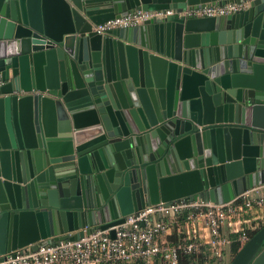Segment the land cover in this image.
Segmentation results:
<instances>
[{
  "label": "water",
  "instance_id": "1",
  "mask_svg": "<svg viewBox=\"0 0 264 264\" xmlns=\"http://www.w3.org/2000/svg\"><path fill=\"white\" fill-rule=\"evenodd\" d=\"M0 78V260L147 205L264 184V0H0ZM230 264H264V226Z\"/></svg>",
  "mask_w": 264,
  "mask_h": 264
},
{
  "label": "built area",
  "instance_id": "2",
  "mask_svg": "<svg viewBox=\"0 0 264 264\" xmlns=\"http://www.w3.org/2000/svg\"><path fill=\"white\" fill-rule=\"evenodd\" d=\"M246 7L241 2L136 10L94 29L107 34L150 19L226 16ZM185 211L188 214L181 222L178 217ZM263 218L264 184H261L223 203L180 199L147 205L126 215L121 223L96 228L78 240L39 243L37 249L32 245L20 248L14 255L6 254L0 264H118L135 260L153 264L158 257L165 264H180L181 254L203 256L201 264H219L234 241L231 236L244 245L250 239L248 230L255 229ZM171 229L182 234L176 243L168 239ZM111 230L115 231V237L111 236Z\"/></svg>",
  "mask_w": 264,
  "mask_h": 264
},
{
  "label": "trees",
  "instance_id": "3",
  "mask_svg": "<svg viewBox=\"0 0 264 264\" xmlns=\"http://www.w3.org/2000/svg\"><path fill=\"white\" fill-rule=\"evenodd\" d=\"M188 211L183 212L180 214L178 218H180L181 222L184 220V218L187 216ZM264 226V218L260 221V224L255 229H249V236L252 237L258 230H260ZM178 235L174 232V230L171 229V232L169 234V240L172 241V243H176L178 240ZM234 241L232 242L229 252L232 254V256H235L237 252L241 249L242 245L239 241H237L235 238L236 236H231ZM202 259H204L202 256L197 255H187V254H181L180 256V264H201Z\"/></svg>",
  "mask_w": 264,
  "mask_h": 264
},
{
  "label": "crops",
  "instance_id": "4",
  "mask_svg": "<svg viewBox=\"0 0 264 264\" xmlns=\"http://www.w3.org/2000/svg\"><path fill=\"white\" fill-rule=\"evenodd\" d=\"M251 216H252V214L251 213H249ZM176 233V232H175ZM179 237H178V240H179V238L182 236V234L181 235H179L178 233H176ZM169 237V236H168ZM169 239V238H168ZM177 240V241H178ZM230 248V247H229ZM229 248H227L228 249V251H230L229 250ZM226 249V250H227ZM226 252V251H225ZM199 256V255H198ZM229 256L231 257V260L233 259V257L234 256H232V254H230V252L226 255L225 254V256H223V258L219 261V264H230V262H228V259H229ZM203 257V256H202ZM230 260V261H231ZM118 264H145L143 261H141V260H135V261H132V262H123V263H118ZM153 264H165L164 263V261H163V259H162V257H158V258H156V260H155V262L153 263Z\"/></svg>",
  "mask_w": 264,
  "mask_h": 264
},
{
  "label": "flooded vegetation",
  "instance_id": "5",
  "mask_svg": "<svg viewBox=\"0 0 264 264\" xmlns=\"http://www.w3.org/2000/svg\"><path fill=\"white\" fill-rule=\"evenodd\" d=\"M4 250H7V248H8V243L7 242H5V244H4ZM0 250H1V246H0Z\"/></svg>",
  "mask_w": 264,
  "mask_h": 264
},
{
  "label": "rangeland",
  "instance_id": "6",
  "mask_svg": "<svg viewBox=\"0 0 264 264\" xmlns=\"http://www.w3.org/2000/svg\"><path fill=\"white\" fill-rule=\"evenodd\" d=\"M228 253H229V251L227 249L226 252H225V254L227 255ZM225 254H224V256H225ZM230 260H231V257L229 256L228 262H231Z\"/></svg>",
  "mask_w": 264,
  "mask_h": 264
}]
</instances>
